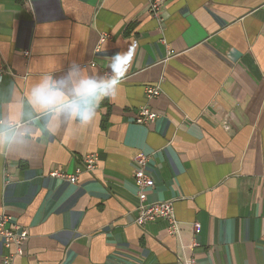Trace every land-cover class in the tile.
Here are the masks:
<instances>
[{
	"label": "crops",
	"instance_id": "obj_1",
	"mask_svg": "<svg viewBox=\"0 0 264 264\" xmlns=\"http://www.w3.org/2000/svg\"><path fill=\"white\" fill-rule=\"evenodd\" d=\"M164 5L160 23L148 0H0V89L27 93L73 63L107 76L113 55L132 56L88 125L68 122L28 158L0 154V213L29 230L14 264H264V0ZM142 105L154 123L136 122ZM141 152L148 199L174 201L177 235L165 219L135 221ZM89 154L98 168L77 183L50 176ZM9 251L0 241V264Z\"/></svg>",
	"mask_w": 264,
	"mask_h": 264
},
{
	"label": "clouds",
	"instance_id": "obj_2",
	"mask_svg": "<svg viewBox=\"0 0 264 264\" xmlns=\"http://www.w3.org/2000/svg\"><path fill=\"white\" fill-rule=\"evenodd\" d=\"M131 61L130 52L116 53L108 65L110 76L82 75L73 63L62 75L43 76L27 93L15 82L0 89V154L28 158L68 122L88 125L101 102L118 94ZM4 106L18 109V114L5 115Z\"/></svg>",
	"mask_w": 264,
	"mask_h": 264
},
{
	"label": "built area",
	"instance_id": "obj_3",
	"mask_svg": "<svg viewBox=\"0 0 264 264\" xmlns=\"http://www.w3.org/2000/svg\"><path fill=\"white\" fill-rule=\"evenodd\" d=\"M149 12L160 23L164 22L163 11L165 7V0H148ZM110 35H104L101 41H105ZM27 56L30 55L29 51H25ZM6 67L0 63V81L3 79V75L6 72ZM107 76L111 75L110 72L106 73ZM146 94L148 98H153L161 94L158 85L146 86ZM158 117V113L150 106L142 105L139 108V112L136 115L137 123H154ZM99 157L97 154H89L83 160V166L78 167L74 172H67L61 168H55L51 171L50 176L58 178L67 182L77 183L79 180V174L86 170L87 172H93L98 168ZM148 160L149 156L146 153L141 152L134 157L135 169L133 172V178L137 186V217L135 221L138 225L154 221L157 218H162L168 221V231L170 234L177 235L180 232V222L176 218L175 205L173 200H162L157 202H150L148 199L147 190L155 185L153 177L148 172ZM194 232L198 235L200 232V224H194ZM29 230L17 223H13L12 216L8 213H0V241L3 242L9 252L3 257V264H14V258L22 250L23 245L29 240ZM197 246V241L194 239L191 242V247ZM14 248V251L11 250ZM181 264H199L194 255H188L186 258H179Z\"/></svg>",
	"mask_w": 264,
	"mask_h": 264
}]
</instances>
